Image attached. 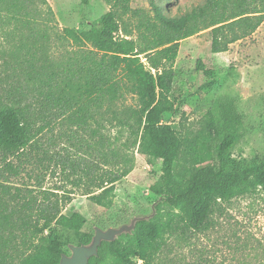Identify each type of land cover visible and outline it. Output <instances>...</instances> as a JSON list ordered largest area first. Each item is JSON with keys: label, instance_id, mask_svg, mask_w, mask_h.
<instances>
[{"label": "trees", "instance_id": "trees-1", "mask_svg": "<svg viewBox=\"0 0 264 264\" xmlns=\"http://www.w3.org/2000/svg\"><path fill=\"white\" fill-rule=\"evenodd\" d=\"M113 1L116 6L122 3L128 12L129 0ZM148 2L152 14L144 15L137 26V42L129 34L119 35L122 29L114 8L87 30L65 28L58 33L49 27L54 15L45 0H0V12H4L0 19L13 26L6 34L13 44L7 54L2 52V65L46 111H39L43 124L38 126L31 104L0 101V153L4 158L29 148V152H42L40 163L43 157L48 162L55 160L56 166L64 172L69 168L75 178L80 168L82 176L77 182L87 183L83 195L96 194L97 203L105 209L111 205L115 184L133 169L130 149L161 161L163 184L152 188L157 196L153 216L138 222L131 235L102 243L98 256L88 264H155L166 237L179 228L177 223L181 222L183 234L201 232L210 226L221 203L264 192V158L251 162L231 158L243 121L232 104L222 102L218 107L217 162L196 169L182 184L174 173L180 140L170 126L162 124L163 115L173 112L167 97L173 90L174 74L167 64L171 66L177 58L180 42L208 30L212 53H225L264 22V0H201L179 14L168 12L161 0ZM197 68H203L200 62ZM129 95L137 107L124 105ZM65 115L89 131L93 162L82 158L77 162L59 153L61 158L53 160L42 149L41 133ZM91 122L95 128H90ZM106 123L110 128L118 124L127 132L125 142L103 134ZM78 183L74 182L75 187ZM56 194L52 198L46 193L39 203L31 198L9 208L0 204V264H57L70 243L63 234L56 236V228L72 232L77 245L90 242L92 234L82 230L85 217L65 211L71 194L63 193L62 199ZM137 232L146 239L135 241ZM125 238L131 240L128 245ZM195 264H203L202 258Z\"/></svg>", "mask_w": 264, "mask_h": 264}, {"label": "rangeland", "instance_id": "rangeland-1", "mask_svg": "<svg viewBox=\"0 0 264 264\" xmlns=\"http://www.w3.org/2000/svg\"><path fill=\"white\" fill-rule=\"evenodd\" d=\"M45 1L54 15L49 27L58 33L65 28L78 32L87 30L114 8L122 29L119 35L129 34L130 39L138 42L140 31L137 26L143 22L144 15L152 14L148 0H129L128 12H124L122 3L116 6L113 0ZM161 1L168 12L179 14L201 0ZM41 8L46 10V6ZM12 30L13 26L0 19V101L21 102L23 106L31 104L39 126L43 124L39 111L45 114V109L40 108L30 90L2 65L5 59L2 52L7 54L13 44L12 38L6 35ZM53 57L56 58L57 53ZM198 62L203 66L201 70L197 68ZM167 67L172 68L174 74L173 90L167 97L173 112L163 115L162 124L170 126L180 140L174 167L178 183H184L196 169L217 162L215 153L219 141L215 134H221L218 107L222 102L232 104L236 113L243 117L240 138L231 151L232 160L251 162L255 157L264 158V22L253 35L230 45L225 53H212L210 32L202 31L180 42L177 58ZM124 105L135 108L137 102L129 95ZM66 116L51 122L41 133L42 149L53 160L61 158L57 156L59 153L77 162L81 158L93 162L94 148L89 131L70 122ZM90 128H95L92 122ZM102 133L112 140L118 138L120 142H125L128 137L118 124L110 128L106 123ZM41 156L42 152H29V148L5 158L0 153V204L9 208L15 202L22 204L31 198L39 203L46 193L52 198L57 193L55 196L60 199L63 193L71 194V202L65 211L84 216L86 222L82 230L91 234L94 226L106 229L126 223L134 215L151 214L152 203L157 199L152 188L163 184L161 161L130 149L128 156L133 160V169L115 184L111 205L105 209L97 203L96 194L83 195L87 183L86 180L77 182L82 176L80 168L75 178L69 168L64 172L61 166H56L55 160L48 162L43 157L40 163ZM74 182L79 186L75 187ZM211 219L210 226L198 233L183 234L181 222L177 223L179 228L166 237L158 261L162 264H195L200 257L203 264H264L263 191L221 203ZM55 230L58 238L63 234L69 243L77 245L72 232ZM134 239L145 240L146 235L137 232ZM130 241L123 239L127 245ZM63 250L69 254L67 247ZM158 261L155 264H159Z\"/></svg>", "mask_w": 264, "mask_h": 264}, {"label": "water", "instance_id": "water-1", "mask_svg": "<svg viewBox=\"0 0 264 264\" xmlns=\"http://www.w3.org/2000/svg\"><path fill=\"white\" fill-rule=\"evenodd\" d=\"M153 214L154 212L149 215L137 214L132 216L126 223L106 229L94 226L90 242L84 245L68 244L69 254H62L57 264H88L91 258L98 256L102 243H111L122 235H131L138 222L148 221Z\"/></svg>", "mask_w": 264, "mask_h": 264}]
</instances>
